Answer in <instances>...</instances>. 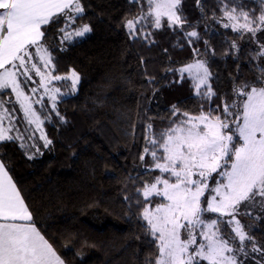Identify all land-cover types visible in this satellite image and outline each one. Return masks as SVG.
I'll use <instances>...</instances> for the list:
<instances>
[{
  "label": "trees",
  "instance_id": "trees-1",
  "mask_svg": "<svg viewBox=\"0 0 264 264\" xmlns=\"http://www.w3.org/2000/svg\"><path fill=\"white\" fill-rule=\"evenodd\" d=\"M81 2L85 12L74 27L89 24L92 32L78 44L67 51L58 50L63 20L46 31L45 44L55 57L52 74L64 76L74 68L81 76L75 93L70 92V81L53 82L61 90L55 111L49 98L35 105L43 121L42 132L51 145L43 146L35 124H30L14 103L19 111L17 124L14 118L5 123L17 125L25 140L0 142V159L37 229L65 264H146L156 254L157 244L138 216L143 206L136 205L134 192L144 180L160 175L159 170L145 171L150 169L151 156L146 155L143 161L139 158L144 148L150 147L145 140L147 125L158 135L183 119L180 114L171 115L172 105L181 113L199 115L210 106L222 108L223 102L238 99L232 91L237 85L262 86L257 77L264 58L253 56L259 50L256 41L264 44V32L253 38L249 33L241 37L231 28L225 29L222 25L228 21L219 19L220 0H201L200 7L196 0H182V14L188 21L182 29L169 28L166 20L161 29L142 21L133 38L125 23L146 14L148 0ZM236 3L259 14L260 0ZM193 30L199 39L191 38L190 44L185 33ZM147 33L151 35L145 39ZM196 59L206 60L212 73L209 83L216 95L211 100L195 95L194 81L186 73L179 82L180 73L168 71ZM126 196L131 199L126 201ZM159 202L154 197L151 205ZM245 213L241 222L252 225L245 230L264 249V214L251 208ZM222 229L225 238H230V229ZM247 243V252L252 251L253 242ZM257 258L249 257L243 264H262Z\"/></svg>",
  "mask_w": 264,
  "mask_h": 264
},
{
  "label": "snow or ice",
  "instance_id": "snow-or-ice-1",
  "mask_svg": "<svg viewBox=\"0 0 264 264\" xmlns=\"http://www.w3.org/2000/svg\"><path fill=\"white\" fill-rule=\"evenodd\" d=\"M220 2L219 19L228 21L222 25L225 29L231 28L241 37L249 33L253 38L264 32V0H260L258 15L254 10H244V5L237 4L236 0ZM196 3L200 7L201 0ZM181 4L182 0H148V12L128 19L125 27L133 38L142 21L161 29L166 20L169 28L182 29L188 21L182 14ZM84 12L81 0H0V90L11 89L15 94L28 122L41 131L45 148L52 141L43 134V121L23 85L31 80L30 73L39 76V85L51 101L53 111L61 98V90L49 87L50 84L70 81V92L78 91L81 76L74 68L64 76L52 74L55 57L45 40L48 26L63 20V26L58 29V50L67 51L69 46L78 44L92 32L89 24L74 27ZM185 35L190 44L191 38L199 39L195 30ZM256 42L259 50L253 59L260 60L264 58V44ZM232 47L238 50L235 42ZM34 57H38V63L33 62ZM258 69L257 83L262 86L248 83L235 86L232 91L238 99L223 102L222 108L210 106L208 112L192 115L186 111L181 113L172 105L171 115L180 114L183 119L158 135L152 133L151 124L147 125L145 140L150 147H145L139 158L143 161L146 155L151 156L150 169L145 171L159 170L160 175L144 180L142 187L135 188L134 192L136 205L143 206L138 216L146 222V232L157 244L156 254L146 264H243L238 254L248 255L246 241L253 242V252L264 254V249L245 230L252 225H245L238 218L242 215V205H259L264 211V67L258 66ZM168 71L179 72V82H183L187 73L194 81L196 96L211 100L216 95L209 83L212 73L206 60L196 59L194 63ZM37 91V88L31 89L32 93ZM4 103L0 100V142L23 139L8 134L11 126L3 127L5 117L11 120ZM36 103H43V97ZM60 119L63 121V117ZM154 197H162L163 202L151 207ZM130 199L125 197L126 201ZM205 214H216V218L205 219ZM222 226L230 229V238H225ZM0 264H65L37 229L3 161H0Z\"/></svg>",
  "mask_w": 264,
  "mask_h": 264
},
{
  "label": "rangeland",
  "instance_id": "rangeland-1",
  "mask_svg": "<svg viewBox=\"0 0 264 264\" xmlns=\"http://www.w3.org/2000/svg\"><path fill=\"white\" fill-rule=\"evenodd\" d=\"M31 51H35V49L34 48H32L31 49ZM33 62H37L38 63V57H34V59H33ZM41 66V70L42 71H46L45 69H43V67H42V65H40ZM187 74V73H186ZM30 75H31V80H29L28 82H27V84L26 85H23V87H24V91H25V94L26 95H28L29 97H30V100H31V103H32V106H33V108L35 109V105L36 104H40V103H36V101L37 100H40L42 97H43V101H44V99H48V97L47 96H45L44 95V90H43V88H41L40 87V85H39V82H40V77L39 76H37V75H35V73L34 72H32V73H30ZM21 79V81L23 82V80H24V78L23 77H21L20 78ZM49 87H56L53 83L52 84H50L49 85ZM32 88H37L38 89V91L36 92V93H32L31 92V89ZM0 100H2V101H4L5 103L3 104V107L4 108H6L7 110H8V115L11 117V118H14V123L15 124H17L16 123V118H19V114H18V112L19 111H17V109L13 106V104L15 103L16 105H18V107H21L20 106V103L16 100V96H15V94L11 91V89H5V90H0ZM42 104V103H41ZM21 110V109H20ZM35 111H36V109H35ZM24 113V112H23ZM37 113V112H36ZM9 119L7 118V117H5L4 119H3V121H2V124H3V127H5V128H9L10 126L8 125V124H6L5 123V121H8ZM35 128H36V125H33ZM39 132V134H38V136L40 137L41 136V131H38L37 130V133ZM8 134L9 135H12V136H14V137H16V136H22L23 137V139H16V141H18V142H24V140H25V135L22 133V132H20L19 131V127H17V125L14 127H12L11 126V130L8 132ZM43 141V140H42ZM165 175V177L167 176V174H164ZM159 199H160V202L159 203H161V202H163V198L162 197H158ZM257 199H259V198H257ZM158 204V203H157ZM155 205L156 204H154V205H151V207H155ZM252 209V210H255V209H258L259 210V215L260 214H264V211H262L261 209H260V207H259V205H257L256 207H251V206H249V207H245V206H241V208H240V212H241V214L242 215H240L238 218L242 221H244L245 220V216H247V213H245L246 211H248L249 209ZM214 218H216V217H213L212 216V214H205V219H214ZM242 223V222H241ZM186 238V237H185ZM198 239V242H199V237L197 238ZM247 243V241L245 242V251L247 252V250H246V245L248 244H246ZM237 247H238V244H237ZM248 253V255L249 254H253L254 252L253 251H248L247 252ZM262 253L261 252H255V254H253V255H255V256H249L250 258L251 257H258L257 258V260L260 262V263H262V264H264V257H261L260 255H261ZM58 255V254H57ZM248 255L247 256H244L243 254H238V259H241V257H242V260L241 261H244V263H246V262H248L249 261V257H248ZM264 255V254H263ZM252 264H259V263H256L255 261H254V263H252Z\"/></svg>",
  "mask_w": 264,
  "mask_h": 264
},
{
  "label": "crops",
  "instance_id": "crops-1",
  "mask_svg": "<svg viewBox=\"0 0 264 264\" xmlns=\"http://www.w3.org/2000/svg\"><path fill=\"white\" fill-rule=\"evenodd\" d=\"M9 126H12L13 127V125H12V123H10L9 124ZM0 161H1V159H0ZM8 174L10 175V173H9V171H8ZM11 176V175H10ZM12 178V177H11ZM13 180V179H12ZM13 182H14V180H13ZM15 183V182H14ZM16 184V183H15ZM16 187H17V185H16ZM17 189H18V187H17ZM19 190V189H18ZM21 196H22V194H21ZM24 199V198H23ZM25 204H26V202H25Z\"/></svg>",
  "mask_w": 264,
  "mask_h": 264
}]
</instances>
